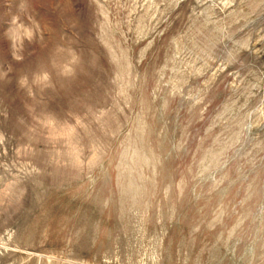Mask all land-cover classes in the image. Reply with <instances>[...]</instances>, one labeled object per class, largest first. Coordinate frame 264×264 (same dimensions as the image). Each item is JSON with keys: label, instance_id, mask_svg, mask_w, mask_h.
<instances>
[{"label": "rangeland", "instance_id": "rangeland-1", "mask_svg": "<svg viewBox=\"0 0 264 264\" xmlns=\"http://www.w3.org/2000/svg\"><path fill=\"white\" fill-rule=\"evenodd\" d=\"M0 264H264V0H0Z\"/></svg>", "mask_w": 264, "mask_h": 264}]
</instances>
